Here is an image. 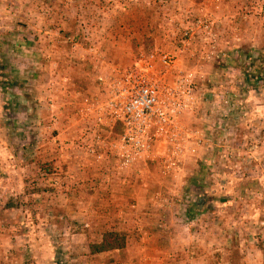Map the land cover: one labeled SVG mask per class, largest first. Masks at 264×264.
Masks as SVG:
<instances>
[{
	"label": "rangeland",
	"instance_id": "obj_1",
	"mask_svg": "<svg viewBox=\"0 0 264 264\" xmlns=\"http://www.w3.org/2000/svg\"><path fill=\"white\" fill-rule=\"evenodd\" d=\"M133 70L169 117L143 155ZM0 264H264V0H0Z\"/></svg>",
	"mask_w": 264,
	"mask_h": 264
},
{
	"label": "built area",
	"instance_id": "obj_2",
	"mask_svg": "<svg viewBox=\"0 0 264 264\" xmlns=\"http://www.w3.org/2000/svg\"><path fill=\"white\" fill-rule=\"evenodd\" d=\"M167 64V59H161ZM110 102L113 120L121 127L122 147L136 155L150 150V130H163L169 117L160 105L158 86L136 71L125 75Z\"/></svg>",
	"mask_w": 264,
	"mask_h": 264
},
{
	"label": "trees",
	"instance_id": "obj_3",
	"mask_svg": "<svg viewBox=\"0 0 264 264\" xmlns=\"http://www.w3.org/2000/svg\"><path fill=\"white\" fill-rule=\"evenodd\" d=\"M199 205H201L199 201L193 203L194 208H199ZM126 245L127 239L125 236L116 232H106L102 234L99 243H94L88 246V251L90 255H97L122 250L126 247Z\"/></svg>",
	"mask_w": 264,
	"mask_h": 264
}]
</instances>
